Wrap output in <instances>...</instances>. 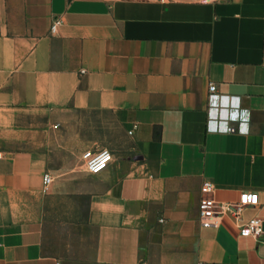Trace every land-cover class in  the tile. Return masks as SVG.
Here are the masks:
<instances>
[{
    "label": "crops",
    "instance_id": "obj_1",
    "mask_svg": "<svg viewBox=\"0 0 264 264\" xmlns=\"http://www.w3.org/2000/svg\"><path fill=\"white\" fill-rule=\"evenodd\" d=\"M210 84L239 131L207 124ZM73 112L120 138L77 144ZM247 193L264 232V0H0V264H264V234L199 222Z\"/></svg>",
    "mask_w": 264,
    "mask_h": 264
},
{
    "label": "built area",
    "instance_id": "obj_2",
    "mask_svg": "<svg viewBox=\"0 0 264 264\" xmlns=\"http://www.w3.org/2000/svg\"><path fill=\"white\" fill-rule=\"evenodd\" d=\"M61 23L59 20L53 21L50 26V32L54 33L57 26ZM231 98H229L230 100ZM220 96L216 94V87L212 84L209 85V95H208V122L207 124H214L213 131L224 132V133H234L239 131L231 124L246 123L247 116L246 111L241 110L239 106L233 107L230 104L227 106H222L220 104ZM223 124L224 129L219 126ZM81 159L83 161L84 169L87 173L91 175L98 174L99 172L105 170L109 163L112 161V154L106 149L97 151H85L82 153ZM51 178L49 176H44L43 185L46 188L51 184ZM202 192L204 194L212 193V186L205 184L202 187ZM257 205V196L254 193H247L245 195L242 204L231 207L220 206L212 197L203 198L199 203V214H200V224L203 228H210L217 226L220 219L225 214H230L239 228L241 236H251L255 240L262 238L264 232L262 228V220L252 219L246 224L239 223V214L243 207L245 206H255Z\"/></svg>",
    "mask_w": 264,
    "mask_h": 264
},
{
    "label": "rangeland",
    "instance_id": "obj_3",
    "mask_svg": "<svg viewBox=\"0 0 264 264\" xmlns=\"http://www.w3.org/2000/svg\"><path fill=\"white\" fill-rule=\"evenodd\" d=\"M72 119L71 128L77 144H89L91 141L94 144H104L105 146H100V148L109 150L106 144H116L121 136L115 126L107 124L110 120L108 116L89 112H73Z\"/></svg>",
    "mask_w": 264,
    "mask_h": 264
}]
</instances>
